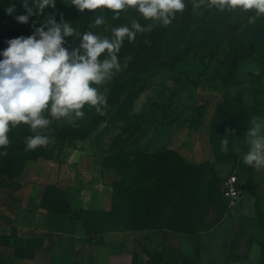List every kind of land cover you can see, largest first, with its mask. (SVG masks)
Instances as JSON below:
<instances>
[{"label":"rangeland","instance_id":"374dc122","mask_svg":"<svg viewBox=\"0 0 264 264\" xmlns=\"http://www.w3.org/2000/svg\"><path fill=\"white\" fill-rule=\"evenodd\" d=\"M67 2L69 0H57L55 8L48 7L43 15L31 16L30 20L38 22L40 27L48 15H55L57 22L63 19L72 23L81 32V37L66 38V47L69 49L79 47L85 32L111 37L113 28L130 26L132 20H137L144 26L152 23L133 9L121 11L118 18L114 17L111 10L105 9V24L92 27L94 17L100 14V10H85L81 13ZM185 3V10L176 15L174 26L169 29L172 35L164 45L158 39L160 30L164 27L162 25L137 33L133 42H128L127 39L124 41L118 54L120 71L98 86L107 98L106 106L100 111L89 106L83 109L91 115L105 118L97 130L82 142L75 125L87 126L90 122L87 117L74 123L49 117L52 123L42 130V134L50 138V143L35 149L33 160H28L27 164L58 160L67 149H78L87 142L105 157L122 154L130 167L123 173L124 180L132 183L135 173L146 166H152L151 173L158 169L157 159L173 146L175 138H178L177 143L187 153H191L193 142L190 144L184 136L200 131L199 144L202 152L205 153L206 145L207 149H212L210 128L215 105L218 103L225 101L235 105L240 99L248 109L254 106L257 109L258 105L260 115H264V55L237 61L240 56L239 46L247 44L254 36L251 31L257 23L255 12H221L208 8L201 0H185ZM29 6L34 7L31 4ZM90 12H93V20L82 31L85 14ZM222 18L224 20L217 27L216 23ZM29 25L28 22L26 26ZM21 32L20 26L7 23L1 25L0 51L8 47L7 41L12 39L11 34ZM164 48L184 54V59L172 68H157L153 64V58ZM19 126L28 132L27 136L34 135L28 125ZM245 143L241 140L237 145L246 151L248 144ZM240 149L238 150L241 151ZM0 151L7 153L0 156V186L12 187L15 176L25 165L22 158L26 151L15 145H7ZM208 159L210 158L204 157V162L209 161ZM168 165L181 180L179 170L182 163L177 161L171 166V162H168L164 164V168ZM240 167L225 168L219 163L214 177L211 172H206L200 198L208 192L211 182L216 183L221 190L223 180L229 175H236L238 180L245 181L244 166ZM159 174L160 172L151 182ZM41 190L44 192L45 187ZM234 207L235 205H229L224 219L216 222L212 229L189 237L195 240L194 245L188 239L177 241L183 249L181 252L192 258L190 264H226L227 260L231 264H238L242 260L253 258L255 250L251 246L253 240L247 227L253 231L259 219L255 211L234 215ZM216 216L213 209L206 211L208 223H214ZM16 247V244L11 243L9 247L0 248V258L5 264H25V260L14 258ZM169 249L171 248L165 247L163 250L167 258L171 251Z\"/></svg>","mask_w":264,"mask_h":264},{"label":"trees","instance_id":"16d2710c","mask_svg":"<svg viewBox=\"0 0 264 264\" xmlns=\"http://www.w3.org/2000/svg\"><path fill=\"white\" fill-rule=\"evenodd\" d=\"M9 9H13V11L9 13ZM235 11L241 10L237 9ZM241 12L244 13L245 11ZM22 14H26L23 0H0V26L4 23L16 25V27L20 26V32L22 31L21 33L11 34L10 37L12 39L30 36L33 34L34 28L39 27L38 22L34 24V21L30 19L29 26L18 22L16 17ZM92 20L93 12L85 14V26L81 30H85ZM223 20L224 18L216 23L217 27ZM173 26L174 21L167 27L161 28L158 35L161 45H164L172 35L169 29L171 30ZM254 28V30L251 29V32L254 33L251 41L239 46L240 56H238L237 61L264 55V17L257 18ZM183 59L184 54L164 48L161 53L154 56L153 64L157 68H172ZM257 81H259L258 78ZM84 117H87L90 121L87 126L75 125L76 132H78L79 139L82 142H85L88 136L94 133L105 120L103 116L91 115L87 112H85ZM253 117H264V115H260L258 105L257 109L256 106L248 109L240 99L237 100L235 105L227 104L225 101L218 103L215 105L209 136L214 154L213 161H206L200 164L191 163L178 152L167 149L157 159V170L151 173L152 166H146L135 173L132 183H126L124 180L123 173L128 171L130 167L122 154L105 157L103 166L114 169L121 177V181L114 184L113 205L109 212L73 210L65 192L56 185L45 187L41 206L47 209L50 214L67 215L72 220L81 221L85 234L88 236L85 242L89 244L100 245L101 240H96L95 236H100L111 230L133 233L166 231L194 237L202 231L212 229L216 222L224 219L228 211L229 203L223 196L222 186L220 190L214 182L209 183L208 192L200 198L203 182L206 180V172H211L212 177L216 175L215 168L219 163L242 167L241 156L232 149L233 140L234 137L247 135L250 127L253 126ZM27 135H29L28 132L21 126L11 128L8 133L9 145L18 146L26 151L22 158L25 165L19 174L15 176V179H18L23 174L27 163H29L28 160H33L34 157V150H26L25 140L28 137ZM226 139L228 140V151L224 152L221 150V142ZM177 161L182 163L179 170L181 172V180L170 170L169 165L164 168L165 163L171 162L172 166ZM243 166L246 172V180L245 182L238 180L237 188L242 193L250 192L255 198V210L259 219V226L264 229L261 199L254 183L256 169L246 164ZM158 172H160L158 178L151 182L157 177ZM4 187L6 186L1 185L0 189ZM209 208L213 209L217 214V219L212 224L206 220V211ZM11 243L17 245L14 251V258L25 261L32 260L37 253L54 247L53 240H49V244L46 246L45 236H38L33 232H23L14 226L9 236H0V248L9 247ZM260 247L261 257L257 264H264V241L260 243ZM169 251V258H167L165 251L151 253L142 247V252L147 256V260L141 261L140 254L134 253L132 264L191 263L192 258L184 255L181 250L169 249ZM0 264H5L1 258ZM226 264H231L230 260H227Z\"/></svg>","mask_w":264,"mask_h":264},{"label":"clouds","instance_id":"9594fccd","mask_svg":"<svg viewBox=\"0 0 264 264\" xmlns=\"http://www.w3.org/2000/svg\"><path fill=\"white\" fill-rule=\"evenodd\" d=\"M57 0H23L26 14L16 17L27 24L31 16L43 15L46 8L56 7ZM83 13L100 10L93 26L105 24V9L115 18L121 11L133 9L149 25L132 20L130 26L112 29L111 37L92 32L82 34L78 48L66 47L68 37H81L72 23L55 15H48L30 36L7 41L0 51V149L6 148L11 128L28 125L34 135L25 140L26 150L47 146L50 138L42 134L52 119L74 123L85 116V106L97 111L107 104L99 87L120 71L118 54L124 41L133 42L137 33L150 31L155 25L167 27L178 13L185 10V0H69ZM208 8L218 11H254L264 17V0H201ZM34 7H30L29 5ZM13 9H9L11 13ZM35 24V22H34ZM51 117L52 119H49ZM250 148L243 162L255 169H264V123H254L247 132ZM221 150L228 151V140L221 142ZM0 151V156L6 155Z\"/></svg>","mask_w":264,"mask_h":264},{"label":"crops","instance_id":"0c3cea01","mask_svg":"<svg viewBox=\"0 0 264 264\" xmlns=\"http://www.w3.org/2000/svg\"><path fill=\"white\" fill-rule=\"evenodd\" d=\"M252 122L264 123V117H253ZM200 134V131H195L184 136L190 144L193 142L191 153H187L185 148L177 143L178 138H175L173 146L168 149L178 152L191 163H203L204 157L213 161L212 149H207L206 144V151L202 152L199 144ZM241 140L248 144L246 151L237 145ZM176 143L177 146H174ZM249 148L247 135L234 137L232 149L241 156L242 161ZM104 158L95 147L86 142L78 149H67L58 160L27 164L23 174L13 181L14 186L0 189V236H9L14 226L23 232L45 236L46 246L49 240L54 242L52 249L37 253L34 259L25 261V264H132L134 253L140 254L141 261L147 260L142 247L154 253L163 251L165 247L183 250L177 242L182 239H188L191 244H195L194 239L174 232L133 233L116 230L95 236L96 240H101L100 245L89 244L85 242L88 236L81 221L72 220L67 215L50 214L41 206V189L56 185L65 192L73 210L109 212L113 205L114 184L120 182L121 177L114 169L103 166ZM223 165L225 168L232 167L227 163ZM241 165L245 163L242 162ZM254 183L264 214V169H256ZM254 211L256 212L255 198L250 192H241L233 214L245 215ZM254 228L253 232L247 227V232L253 240L251 246L255 250L253 258L242 260L238 264H257L260 260V243L264 241V229L259 226V222Z\"/></svg>","mask_w":264,"mask_h":264},{"label":"built area","instance_id":"2783aa9c","mask_svg":"<svg viewBox=\"0 0 264 264\" xmlns=\"http://www.w3.org/2000/svg\"><path fill=\"white\" fill-rule=\"evenodd\" d=\"M237 184L236 175H229L222 182V193L230 206L236 205L241 198V191L237 188Z\"/></svg>","mask_w":264,"mask_h":264}]
</instances>
